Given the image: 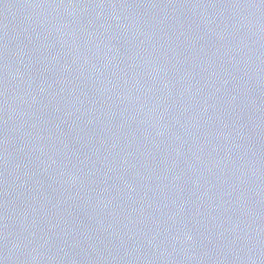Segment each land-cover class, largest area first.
<instances>
[{"label":"water","instance_id":"95a60500","mask_svg":"<svg viewBox=\"0 0 264 264\" xmlns=\"http://www.w3.org/2000/svg\"><path fill=\"white\" fill-rule=\"evenodd\" d=\"M0 264H264V0H0Z\"/></svg>","mask_w":264,"mask_h":264}]
</instances>
